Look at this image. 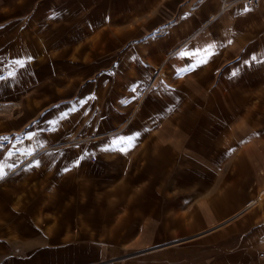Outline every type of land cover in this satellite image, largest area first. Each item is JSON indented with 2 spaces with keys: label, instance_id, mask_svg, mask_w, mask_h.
<instances>
[{
  "label": "rangeland",
  "instance_id": "obj_1",
  "mask_svg": "<svg viewBox=\"0 0 264 264\" xmlns=\"http://www.w3.org/2000/svg\"><path fill=\"white\" fill-rule=\"evenodd\" d=\"M15 1L0 0V12L7 13ZM197 7L199 4L194 5ZM240 8L236 10L242 15L244 31L239 41H235V37L220 43L201 41L204 35L206 38L207 34L214 33L211 23L204 31L196 32L200 35L194 42L172 46L168 42L158 44L163 52L160 59L152 57L151 47L155 44H147L149 57L145 47L140 52L141 44L137 42H106L107 35L117 38L115 35L120 34L122 28L115 23L114 27L89 26L86 19L91 11H83V19L76 21L80 24L71 27L74 21L67 16L72 12L66 11L65 38L68 40L74 33L80 40L76 43L0 41V77H3L0 79V138L7 137L0 139V167L5 173L0 179V190L18 187L14 183L18 172H11L10 168L18 163L33 162L36 157L32 156L43 147H52V144L59 147L47 151L51 154L65 151L51 156V162L63 158L74 161L77 156L68 150L91 151L99 141L105 148L108 134L120 130L129 115L128 100L121 101V87L130 76L138 83L135 97L132 95L131 110L138 105L142 107L150 99L148 107L165 116L171 102H177L172 116H178V123L157 121L154 128L178 131L179 163L177 169L168 171L169 181L177 179V194L182 197V203L177 204V215L183 225L186 219L202 223L194 232L180 233L165 241L175 252L168 249V259L163 264H177L178 259V264H264V192L259 195L264 189V5L250 12ZM194 13L180 11L179 21L192 22L189 19ZM52 23L55 22L50 20V25ZM56 34L57 30L52 29L49 36ZM111 52L112 58L107 55ZM41 70L52 72L50 82H57L58 78L65 81L67 89L60 97L52 90L37 86L44 77ZM57 70L61 71L59 76ZM113 70H134V74L121 71L113 74ZM99 77L115 82L113 95H117L118 101L114 106L105 101L112 91L98 90L92 93L91 99H103L101 104L75 105L81 89L98 82ZM45 96L47 105H44ZM46 135L65 139L40 145ZM101 136V140L98 139ZM162 141L168 146L175 143V138ZM191 152L193 159L187 160L184 155ZM82 157L95 162L92 154ZM103 157L106 160V156ZM164 174L166 170L158 171V176L167 177ZM160 182V179L156 182L148 178L147 188L131 189L132 193L144 191L148 195V202L141 204L142 210H147L142 220L127 218L139 216V204L123 203L119 190L114 192L113 217L109 220L106 219V202H98L97 213L92 210L73 212L67 224L59 223L57 215L51 216L50 233L45 237L41 229L37 234L28 233L20 226L17 214L10 210L15 204L10 197V202L3 203L2 210L8 216V223L15 225L20 233L5 236L4 228L0 227V264H156L158 260L152 258L155 251L144 249L154 246L151 234L145 237L144 230H156V221L160 220L154 219L155 208L160 215V209L165 207L161 201L165 191ZM152 183L155 185L149 186ZM152 192L160 201H149ZM137 194H132L131 200ZM219 198H225L218 203L220 207L216 203ZM251 200L256 201L242 211L245 213L242 217L225 222L233 216L235 208H243ZM17 201L22 205L29 200L22 196ZM219 208L232 211L225 217H217L215 209ZM57 211V206L53 205L51 214ZM224 222L227 227H220ZM64 229L76 232L59 234ZM45 238L48 240H43ZM186 246L191 249L184 255L176 253Z\"/></svg>",
  "mask_w": 264,
  "mask_h": 264
},
{
  "label": "crops",
  "instance_id": "obj_2",
  "mask_svg": "<svg viewBox=\"0 0 264 264\" xmlns=\"http://www.w3.org/2000/svg\"><path fill=\"white\" fill-rule=\"evenodd\" d=\"M67 3L68 6L66 5ZM220 3V0H31V2L29 0H16L15 3L9 6L10 8H8L7 13L0 12V41L42 44L51 41L62 44L68 41L76 43L80 40L76 39L74 33L70 35L68 40L65 38L66 11L72 12V14H68L67 16L74 21V24L72 23L73 25H70V27L80 24L79 22L76 23V21L83 19L81 17L83 11H91L89 17L86 19L89 26H94L95 28L103 25L114 27L115 23V26L122 28L121 33L115 35L117 38H111L112 34L107 35L106 42L110 43L114 40L137 42L141 44L140 52L145 47L146 55L147 44H155L154 48L151 47V51L154 52V56L152 57L160 59L163 57V52L158 44L168 42L172 46L178 43L194 42L196 41V37L200 35L196 34V32L204 31L211 23L214 33L211 35L207 34L206 38L204 35L201 41L220 43L227 40L230 41V38L233 37H235V41H239L244 31L242 15L236 9L227 14L219 15ZM195 4H199V7L194 8ZM189 10L195 11L193 17L189 19L192 22L187 20L179 21V12H187ZM84 18L86 17L84 16ZM5 19L8 20L5 21ZM50 20L55 23L50 25ZM193 23L194 26L192 25ZM131 26L134 28L130 30L129 27ZM52 29L57 30V34L50 37ZM208 32L210 33L209 30ZM1 36H6L8 39L3 40ZM107 55L111 58L113 57L112 52ZM147 56L150 57V55ZM0 58H2V54ZM15 71L18 74V70ZM118 71H121L122 74H127L125 72H128V75L134 74V70H113V74H117ZM41 72L44 77L41 83H37V86L43 87V90H52L60 97V94L67 89L65 81L58 78L57 82H50L52 72L50 70H41ZM78 72L81 73L80 70ZM60 73L61 71L57 70L56 74L58 76ZM62 74H64V71H62ZM126 81L127 84L123 83L125 85L121 87V91H123L121 101H124V99L128 100L127 108L130 107L128 111L129 115L120 130L108 134L107 137L109 139H107V146L105 148H103V142L99 141L91 151L85 150V152H82V150H76L75 148L68 150L71 154L77 156L74 157V161H64L63 158L62 161L51 162L49 161L51 156L54 154H64L65 152H55L54 154L47 152L59 148L54 147L55 145L52 144V147H43L34 154L32 157L36 158L33 162L18 163L13 168H10L11 172H18L17 179L14 180V183L18 184V187H15L14 190H0V222L5 223L0 225V227L4 228L3 232L5 236L18 235L20 233L16 231L15 225L8 223V216H5L2 210L3 203L10 202V197H12L11 203L15 202V204L9 205L10 210L12 208V211H15L19 222L23 226L19 223L17 224L25 228L28 233H36L41 229L40 232L44 237L49 236L51 216L57 215L59 223L65 224L66 222L67 224L73 212H79L80 214L81 212H86V210H92L97 213L99 211L98 202H106L105 211H108L106 219L108 218L109 220V218L113 217L114 192L119 190L121 191L123 203L129 204L132 202L139 204L137 205L139 216L131 215L127 218H139L142 220L146 218L147 210L143 211L142 208L144 206L141 204L144 203L145 205L148 202V195L144 191L138 194L135 191L134 193L137 196L133 195L132 197L134 198L132 200L130 196L134 194L131 192V189H138V187L147 188L148 178L156 182L160 179V183L163 186L161 188L165 191V195L161 198V201L165 203V207L160 209V215L158 214V208H155L154 219L160 220L159 222L156 221V230H144V232L146 231L144 233L145 237L151 234L150 240L154 243V246L144 249L149 252L155 251L152 258L158 260L156 264H163L164 261H167L168 256L166 251L168 249L172 253L175 252L174 249H170L169 245L171 244L165 242L166 240H169V238L172 240L173 236H178L180 233L194 232L195 227L202 225L200 221L196 223L195 219L193 221L186 219L183 225L177 215V204L178 202L182 203V197L177 194V179L170 178L169 181L168 171L177 169L178 167L177 156L180 148L177 142L178 131L173 133V131L167 130L157 131L154 128L158 122L169 121L171 124L173 122L178 123V116H175V118L172 116L173 107H177V102L175 104L171 102V109L165 116L161 111L155 112L154 109H151V106L148 107L150 99L142 107L138 105L132 111L131 106L134 101L132 95L134 96L135 91H137L138 83L131 79L130 76ZM115 89L116 85L113 80L107 82V79L99 77L98 82L90 83L81 89L79 96L76 98L77 100H74V104H77V106L83 104L94 106L97 102L101 104L103 99L96 98L92 100V93L97 90L98 92L108 91V93L112 91L107 97L111 96L105 101L106 103L109 101V105L113 107L115 101H118L117 95H113ZM43 99H45L44 105L49 104V102H46V96ZM140 103L143 102L141 101ZM140 107L142 110L141 114H139ZM58 121H61V119ZM101 138L102 136L98 139L101 140ZM164 138L171 140L175 138V143L172 142L166 146L162 141ZM60 139L65 138H55L46 135L43 136L40 145L58 143ZM119 140H123L122 144L118 143V146H115V143ZM129 144L131 147H129ZM121 149L126 150L121 151ZM43 153L46 154L41 156ZM89 154L94 155L95 162H89L87 157H82ZM192 155L193 153L191 152L184 156L187 160H190L193 159ZM103 156H106V160ZM165 170L167 174L164 175L167 177L158 176V171L162 172ZM154 185V183L149 184V186ZM200 186L202 187L203 184ZM164 187L165 190L163 189ZM263 192L264 189L260 191L259 195ZM149 195L150 202L160 201V199H157L156 196L158 195L156 193L152 192ZM22 196L25 200H29L26 202L27 204L21 205L17 203V199ZM258 196L254 199H257ZM224 199H216V203L218 204L224 201ZM253 200L248 202L249 204L247 203L248 205L246 204L247 206L245 205L243 208L239 207L236 209L233 207V210L235 208V213L225 222L242 217L244 213L242 211L256 201ZM53 205H56L58 208L56 214H51ZM221 206L224 205L222 204ZM230 209H215V213L217 217H225L232 211ZM133 212L137 213V211ZM225 222L220 223L219 226L226 228ZM6 230L8 231L6 232ZM21 231V233L24 232L22 229ZM75 232L76 230L65 231L64 229L59 234L65 235ZM43 240L48 239L45 238ZM190 249V246H186L185 248L176 250V253H180L182 256ZM177 262L179 263V259Z\"/></svg>",
  "mask_w": 264,
  "mask_h": 264
},
{
  "label": "built area",
  "instance_id": "obj_3",
  "mask_svg": "<svg viewBox=\"0 0 264 264\" xmlns=\"http://www.w3.org/2000/svg\"><path fill=\"white\" fill-rule=\"evenodd\" d=\"M220 12L219 15L227 14L235 9H241L243 11L250 12L259 8L261 2L264 0H220Z\"/></svg>",
  "mask_w": 264,
  "mask_h": 264
},
{
  "label": "snow or ice",
  "instance_id": "obj_4",
  "mask_svg": "<svg viewBox=\"0 0 264 264\" xmlns=\"http://www.w3.org/2000/svg\"><path fill=\"white\" fill-rule=\"evenodd\" d=\"M203 62H206V61H203ZM235 74V73H234ZM0 79H3V77H0ZM0 139H7V137H3V138H0ZM123 140L121 141H118L117 143H122ZM129 147H131V145L129 144ZM126 149H121V151H125ZM5 173H4V170L2 167H0V179H2L4 177Z\"/></svg>",
  "mask_w": 264,
  "mask_h": 264
},
{
  "label": "bare ground",
  "instance_id": "obj_5",
  "mask_svg": "<svg viewBox=\"0 0 264 264\" xmlns=\"http://www.w3.org/2000/svg\"><path fill=\"white\" fill-rule=\"evenodd\" d=\"M263 5H264V2H261V4H260L259 8H260L261 6H263Z\"/></svg>",
  "mask_w": 264,
  "mask_h": 264
}]
</instances>
